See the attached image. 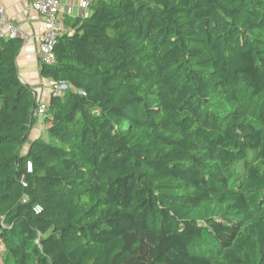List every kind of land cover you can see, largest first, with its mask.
Returning a JSON list of instances; mask_svg holds the SVG:
<instances>
[{
	"label": "trees",
	"instance_id": "16d2710c",
	"mask_svg": "<svg viewBox=\"0 0 264 264\" xmlns=\"http://www.w3.org/2000/svg\"><path fill=\"white\" fill-rule=\"evenodd\" d=\"M64 24L42 118L0 39L2 264H264V0H92Z\"/></svg>",
	"mask_w": 264,
	"mask_h": 264
},
{
	"label": "crops",
	"instance_id": "0c3cea01",
	"mask_svg": "<svg viewBox=\"0 0 264 264\" xmlns=\"http://www.w3.org/2000/svg\"><path fill=\"white\" fill-rule=\"evenodd\" d=\"M62 8L66 9L73 5V0H61ZM9 20L18 27L22 36L23 46L16 59L18 75L23 83L28 84L35 92L37 103L46 104L49 95L51 82L40 77L41 64L38 58V45L41 34V17L30 7L28 0H0ZM65 11V10H64ZM88 15V10L86 15ZM71 21L68 13L65 12L63 21ZM68 28V27H67ZM40 126V127H39ZM44 126L40 123L34 132L37 136Z\"/></svg>",
	"mask_w": 264,
	"mask_h": 264
},
{
	"label": "built area",
	"instance_id": "2783aa9c",
	"mask_svg": "<svg viewBox=\"0 0 264 264\" xmlns=\"http://www.w3.org/2000/svg\"><path fill=\"white\" fill-rule=\"evenodd\" d=\"M111 1V0H104ZM30 7L41 17V34L38 45V58L41 66L51 67L55 64L53 47L57 38L69 31L65 26L63 18L65 11L62 8L61 0H28ZM88 0H79V7L82 9L81 17H85L88 10ZM22 34L5 14L4 8L0 5V39H16ZM50 93L54 97H60L66 86L62 83L51 82ZM45 111V104H38L35 116L42 118ZM30 165H27V172H30ZM39 208H35V212Z\"/></svg>",
	"mask_w": 264,
	"mask_h": 264
},
{
	"label": "rangeland",
	"instance_id": "374dc122",
	"mask_svg": "<svg viewBox=\"0 0 264 264\" xmlns=\"http://www.w3.org/2000/svg\"><path fill=\"white\" fill-rule=\"evenodd\" d=\"M89 2L92 1V0H88ZM66 13H68V16H70V19L74 20L75 18L77 17H81V14H82V9L79 7V0H73V5L71 7H68L66 9H64ZM38 126V125H37ZM36 126V128H37ZM40 127V126H39ZM41 130H39V134L37 136H34L36 135V132H32L31 134V138L33 137H38L40 134H42L44 132V128H40ZM1 254H2V248L0 247V264H2L1 262Z\"/></svg>",
	"mask_w": 264,
	"mask_h": 264
}]
</instances>
